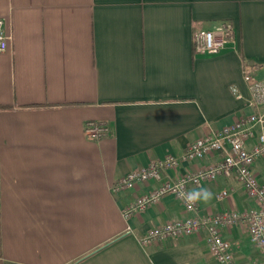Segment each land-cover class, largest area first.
Instances as JSON below:
<instances>
[{"label": "crops", "instance_id": "1", "mask_svg": "<svg viewBox=\"0 0 264 264\" xmlns=\"http://www.w3.org/2000/svg\"><path fill=\"white\" fill-rule=\"evenodd\" d=\"M0 17L12 34L0 53V264H219L204 229L140 243L191 215L175 196L124 218L157 184L109 186L253 111L233 90L247 96L241 57L264 79V0H0ZM223 21L237 50L195 53L194 32ZM88 121L110 132L88 139ZM254 172L264 179L263 159ZM222 190L230 195L220 200ZM189 191L199 215L255 207L234 176ZM221 232L236 264L261 262L243 226Z\"/></svg>", "mask_w": 264, "mask_h": 264}, {"label": "built area", "instance_id": "2", "mask_svg": "<svg viewBox=\"0 0 264 264\" xmlns=\"http://www.w3.org/2000/svg\"><path fill=\"white\" fill-rule=\"evenodd\" d=\"M11 40L12 34L6 30L4 19L0 17V53L6 51ZM193 40L194 52L197 54H216L227 44L237 50L234 28L228 21L221 22L213 29L197 30L193 34ZM240 59L241 77L247 96L233 91L236 98L243 99L253 109L251 113L236 118L231 125L211 130L205 136L197 138L177 156L166 155L151 161L147 166L134 169L110 184L109 190L112 193L131 189L139 182L152 181L157 184L124 207V218L140 213L168 194L179 199L186 212L191 213L184 219L152 227L140 238L142 245L191 235L204 229L210 252L218 263L236 264L231 245L223 238L221 229L240 225L245 228L251 243L261 254L262 260L259 264H264V179L260 180L254 172L257 160H264V79L255 77V64L244 61L242 57ZM109 132V126L104 122L88 121L85 124V135L88 139L98 140ZM213 154L218 155L217 161L181 174L176 179H163L167 170ZM220 175L236 177L255 207L240 212L227 210L213 215H199L195 197L189 187L215 181ZM229 195L228 190H222L216 197L221 200Z\"/></svg>", "mask_w": 264, "mask_h": 264}, {"label": "clouds", "instance_id": "3", "mask_svg": "<svg viewBox=\"0 0 264 264\" xmlns=\"http://www.w3.org/2000/svg\"><path fill=\"white\" fill-rule=\"evenodd\" d=\"M203 197L207 200V199H210V197H211V193L210 192H208L207 190H205L204 192H203Z\"/></svg>", "mask_w": 264, "mask_h": 264}]
</instances>
